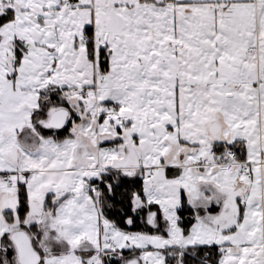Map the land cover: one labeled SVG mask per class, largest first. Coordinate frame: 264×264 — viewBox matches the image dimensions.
I'll return each mask as SVG.
<instances>
[{
    "label": "snow or ice",
    "instance_id": "snow-or-ice-1",
    "mask_svg": "<svg viewBox=\"0 0 264 264\" xmlns=\"http://www.w3.org/2000/svg\"><path fill=\"white\" fill-rule=\"evenodd\" d=\"M0 264H264V0H0Z\"/></svg>",
    "mask_w": 264,
    "mask_h": 264
},
{
    "label": "trees",
    "instance_id": "trees-1",
    "mask_svg": "<svg viewBox=\"0 0 264 264\" xmlns=\"http://www.w3.org/2000/svg\"><path fill=\"white\" fill-rule=\"evenodd\" d=\"M126 227V226H125ZM128 230L135 231L137 230L136 228H129Z\"/></svg>",
    "mask_w": 264,
    "mask_h": 264
}]
</instances>
